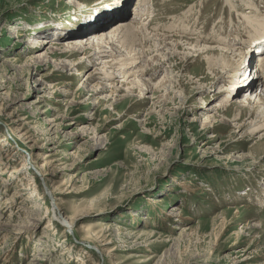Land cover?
I'll return each mask as SVG.
<instances>
[{"label":"rangeland","instance_id":"rangeland-1","mask_svg":"<svg viewBox=\"0 0 264 264\" xmlns=\"http://www.w3.org/2000/svg\"><path fill=\"white\" fill-rule=\"evenodd\" d=\"M111 1L0 0V264H264V127L246 133L254 115L232 100L211 110L229 80L206 78L204 56L183 46L174 61L162 56V70L151 65L157 73L148 78H178L183 94L145 98L93 90L96 82L122 85L121 75L102 79L95 57L74 69L65 57L34 58L53 42L31 48V40L77 37L103 22L75 26L97 11L116 17L121 8ZM147 1L158 13L154 24L185 18L188 37L219 41L234 26L238 41L249 39L251 15L243 17L239 0L241 10L227 0ZM254 2L264 14V0ZM117 15L107 20L110 30L126 23ZM247 97L240 91L236 99ZM238 110L243 116L232 121ZM208 114L216 115L211 128ZM11 128L24 130V139ZM30 160L37 168L24 169ZM15 168L24 170L11 175ZM49 190L74 227L54 218Z\"/></svg>","mask_w":264,"mask_h":264},{"label":"bare ground","instance_id":"bare-ground-1","mask_svg":"<svg viewBox=\"0 0 264 264\" xmlns=\"http://www.w3.org/2000/svg\"><path fill=\"white\" fill-rule=\"evenodd\" d=\"M227 1L230 4L231 8L234 7L238 8V10H241V7L243 9V17H245V15H251L246 16L245 18L247 19L246 28L249 31V39H247L246 41H238L235 38L236 34L238 35V31H236V28H234V26H231L229 28L231 31L229 32V34L232 36L225 35V39L223 38L224 40L222 39V37H220L221 40L218 39L219 41L210 40L208 42V39L206 40L207 37L204 39H199L197 37H188L185 18H180V20H178L180 21L179 24H177L176 22L175 24L170 23L169 25L166 24L160 26L156 23L154 24L153 21H158V19H156V15L158 13L155 14L156 10L153 11L154 6L151 5V7H149V3L147 0H133L131 8L129 10L126 9L129 0H112L109 4L121 8V11H116L117 13L115 12L116 17H118L117 14L122 15V17H120L121 20H118V22H120V24L126 22L125 24L119 25L117 28L110 30L111 20L114 18L113 21H117V18L110 15V13L109 15L103 13L99 14L100 12L97 11L96 15H92L90 18H84L81 25L77 22L75 26H90L91 23H93V21H91L92 18L103 22L97 25H92L88 31H83L82 33L77 34V37L68 39L63 43L61 42L62 44L59 42L60 40L57 39H33L31 40L32 42L30 44V47L36 48L37 46H42L43 44H49L50 42H53L52 47L50 48L51 51H40L34 58L39 62H44L50 55L51 58L65 57L66 61H71L70 64L73 66H70V68L72 67L73 69L82 64V59H90L91 57L90 60H92L95 57V59H99V62H97L98 66L95 70L104 72L102 79L112 80L115 77L121 75L122 81L120 82L122 85L118 86V83L116 84V81H112L109 84L96 82L94 86L92 85V87L95 88L93 90H110V96L116 97L119 96L117 94L118 92L121 93L125 91L124 93L126 94V96H133L134 93L138 91V94L142 96L140 98H143V96L145 98V95L149 92L158 93L169 90H172L173 92H176L177 94H180L182 96L183 92L179 91V88L183 83L181 80H177L178 78L175 79L172 77H168L167 75L166 77L164 76L162 80H158L157 82L153 83L152 80H150L148 77L152 74L155 75V73H157L154 70L150 71L151 65H155V70H162L160 65H156L161 64V57L169 56V58L173 60L172 57H174L175 52H177V50L181 46H183L185 51L188 50V52L186 53L187 55L191 54L192 57L204 56L205 60L207 61V69L210 72L207 74V76L205 74L206 78L208 77V75H213V79L217 81H226V78H228L229 80V86H227L225 91L218 93L219 96H222V99L219 101V103H214V105H216L211 110L220 109V107L218 106L230 100L237 104L239 108H247V111L249 113H252L254 115V118L250 122L248 130H246L245 132H252V134H254L257 130H260L264 127V78H261V73H264V54L256 56L258 50L264 49V17L262 16L264 14L258 9V6H256L254 2L255 0H239L241 2L240 7H238L235 3L237 0ZM142 11L143 13L145 12V16H148L144 20H147L149 17L150 18L148 21L143 22V20L141 23H139L138 20L140 18L137 17L142 13ZM107 20H109L110 22H107ZM252 29L254 31H252ZM19 31L20 30H14V38H21L23 36L22 32ZM146 31H150L149 35L153 34V36L150 37L146 35ZM216 37L219 38L218 36ZM227 38H229V40ZM36 40L38 41L34 42ZM236 43L240 45V47H237V45H235ZM186 46L187 48H185ZM242 47H245V49L247 50L250 49V51H248V53H245ZM58 50H61L62 53L59 54L57 52ZM165 50H170L171 52L164 55ZM69 51L73 52L69 53ZM152 53L156 54L151 55L149 60L148 56ZM79 54H81V56ZM149 61H151V63ZM251 64H254L252 65L253 68L251 66L253 70L251 68L249 69L248 67ZM56 68L66 69L68 68V66L66 64L60 65V63H57ZM230 84H232L231 87ZM240 91L246 92V96L250 97H247L244 100L239 99L238 101L236 99V96ZM165 97L167 99L169 95L166 96L165 94H163L160 98L164 99ZM118 100L119 99H113L116 104L119 103ZM185 100L186 98H184V101ZM208 115L209 116L204 119V122L205 120H207L205 126L207 128H211L214 126L212 123L215 122L216 115ZM242 116V112L238 110V112H236V114L234 115L232 121L240 120ZM220 122H225V120L223 119ZM245 125L246 124L244 123L243 125L240 124L235 127L242 129L245 127ZM9 131L13 135L18 132L17 135H19V137H22V139H24V137L26 136V134L24 135V130L22 129L16 128L14 130L13 128H11ZM6 140L8 141V139ZM31 160L27 161V163L23 167L24 169H28L32 165L36 167V163ZM48 164V159H45L41 168H38L40 170L39 174L43 177L44 175H46L45 173H47L46 168L48 167ZM24 169L15 168L14 170L10 171V174H18ZM38 188L37 185L32 188V197H34V194L38 197L41 195L38 191ZM49 193L53 195L52 190H49ZM54 198L55 196L53 195L55 204V208L53 211L54 218L56 220L59 219L60 221L65 222V224L67 223L70 227H74L69 220H62L59 217L58 213L60 212V207L59 204L56 203V199ZM263 199L262 203L264 204ZM156 200H158L157 202L161 201L159 199Z\"/></svg>","mask_w":264,"mask_h":264}]
</instances>
